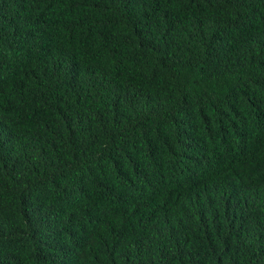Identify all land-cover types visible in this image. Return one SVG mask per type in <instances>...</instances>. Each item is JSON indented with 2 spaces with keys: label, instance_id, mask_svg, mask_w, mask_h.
<instances>
[{
  "label": "trees",
  "instance_id": "obj_1",
  "mask_svg": "<svg viewBox=\"0 0 264 264\" xmlns=\"http://www.w3.org/2000/svg\"><path fill=\"white\" fill-rule=\"evenodd\" d=\"M0 264H264V0H0Z\"/></svg>",
  "mask_w": 264,
  "mask_h": 264
}]
</instances>
